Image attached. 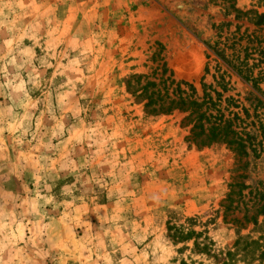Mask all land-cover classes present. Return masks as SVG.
Returning <instances> with one entry per match:
<instances>
[{"label": "rangeland", "instance_id": "obj_1", "mask_svg": "<svg viewBox=\"0 0 264 264\" xmlns=\"http://www.w3.org/2000/svg\"><path fill=\"white\" fill-rule=\"evenodd\" d=\"M248 12L0 0V264H264V85L214 52L264 68Z\"/></svg>", "mask_w": 264, "mask_h": 264}, {"label": "trees", "instance_id": "obj_2", "mask_svg": "<svg viewBox=\"0 0 264 264\" xmlns=\"http://www.w3.org/2000/svg\"><path fill=\"white\" fill-rule=\"evenodd\" d=\"M235 13H236V17L235 18L240 19V17H241L240 13L241 12L238 11V10H235ZM249 14L254 15V20L250 21V23L252 25H254L256 27H262L264 25V14H259L258 12L245 13V15H249ZM218 46H219L218 43L214 44V47L217 49V50H214L215 54L218 57H220L228 66H230L242 80H244L247 83L252 84L253 87H256V88L260 84L264 85V68L259 70L258 73H257V76L254 77V69H256L258 67V65L257 64H253L252 66L249 65V59L256 52V49H254V48H250L249 49V48L246 47L244 49V55L245 56L243 57V59L240 60L239 58H237V60H236L237 63L233 64V62L231 60H229V58L225 55V53H226V48H225L226 45H225V43H224V45L221 44V47L219 46V48H218ZM208 47L210 49L214 48V47H211V46H208ZM163 74H164V72H163ZM141 90L143 91V93L147 92L146 87L142 88ZM177 90L180 92V89L178 87H177ZM159 95L160 94L157 92L156 94L152 93L151 96H148V103L145 105L146 108L153 107L154 106V102L156 100L162 101V98H160ZM154 97H155V99H154ZM209 102L210 103L212 102V98L211 97L208 98V102L203 100L201 102V105L198 104L194 100H192L191 102H189V101L185 102L181 98L179 99V102H177V103H180V106H183V105L187 104L189 106V108H193V107L201 108L202 106H206ZM173 103H174V101H170L169 104H173ZM160 108H163V106H160ZM206 109H208V108H206ZM202 116H204V115L202 114ZM214 121H215V123H213L214 128H212L211 136H216V137L217 136H224V138L221 139V140L224 141L226 139L225 136H229L232 133L229 130V127H228L229 125H228V123H226V124H225V122L223 123L222 119L217 121V119L215 118ZM231 142H229V144ZM238 243L236 242V245ZM254 245H257V243L256 242L244 241V246H245L244 249L245 250H247L250 246H254ZM248 256H250V255H248Z\"/></svg>", "mask_w": 264, "mask_h": 264}]
</instances>
